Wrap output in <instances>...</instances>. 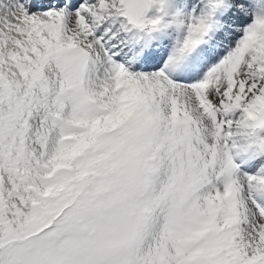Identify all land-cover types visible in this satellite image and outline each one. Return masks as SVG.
I'll list each match as a JSON object with an SVG mask.
<instances>
[{
    "label": "snow or ice",
    "instance_id": "1",
    "mask_svg": "<svg viewBox=\"0 0 264 264\" xmlns=\"http://www.w3.org/2000/svg\"><path fill=\"white\" fill-rule=\"evenodd\" d=\"M0 264H264V0H0Z\"/></svg>",
    "mask_w": 264,
    "mask_h": 264
}]
</instances>
